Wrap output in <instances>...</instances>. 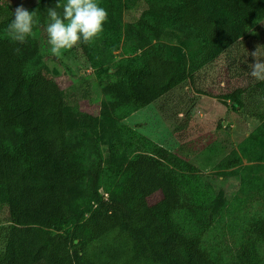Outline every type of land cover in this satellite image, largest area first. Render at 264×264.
<instances>
[{"label": "rangeland", "instance_id": "rangeland-1", "mask_svg": "<svg viewBox=\"0 0 264 264\" xmlns=\"http://www.w3.org/2000/svg\"><path fill=\"white\" fill-rule=\"evenodd\" d=\"M109 1L98 0L108 12V20L103 33L92 42L90 54L78 44L60 57L54 56L45 27L37 26L27 39V49H38L28 69L46 65L60 83L74 117L93 116L94 127L77 126L68 138L82 143L78 154L85 169L92 170L102 158L100 193L105 199L121 184L126 162L149 153L151 143L158 144L173 160L165 161L167 172L177 177L187 199L195 204L194 211L172 213L175 227L194 235L210 221L205 246L224 261L238 259L254 237L251 224L264 218V146L254 141V137L264 140V97L248 70L250 51L264 44V0H224L226 12L217 10L214 13L221 15L211 17L189 15L191 4L188 10L178 2L182 0H111L114 8ZM173 1L178 2L177 10L170 9ZM0 2L13 10L23 3L42 19L40 0ZM56 3L46 0V9ZM251 31L257 37L243 41L242 35ZM158 40L184 45L190 58L189 74L198 73L196 85L214 95L196 91L187 80L148 107L132 111L128 106H116L104 112L114 99L110 83L120 78L118 64H136L141 50ZM236 87L244 88L243 104L237 109L231 101L224 104L215 96H224ZM0 134L16 139L8 129L0 127ZM230 160L239 162L227 166ZM89 183L85 178L82 189L86 191ZM161 196L155 193L150 202ZM86 199L80 204L87 205ZM8 224V209L2 206L0 249ZM251 254H260L264 264V240Z\"/></svg>", "mask_w": 264, "mask_h": 264}, {"label": "trees", "instance_id": "trees-1", "mask_svg": "<svg viewBox=\"0 0 264 264\" xmlns=\"http://www.w3.org/2000/svg\"><path fill=\"white\" fill-rule=\"evenodd\" d=\"M178 2L188 10L191 4L188 13L193 17L221 15L214 12H226L228 7L224 0ZM178 2L173 1L170 9L177 10ZM40 4L38 27L44 28L46 0ZM109 4L115 7L111 0ZM12 16L13 9L0 2V127L16 136L0 134V207L8 209L9 222L3 228L0 264H263L262 256L252 255L251 250L264 240V218L251 224L254 237L241 256L230 261L216 257L205 246L210 221L194 235L175 227L172 213L194 211L195 204L187 199L177 177L167 172L165 161L171 155L158 144L151 143L149 153L126 162L121 184L105 199L100 193L102 158L92 170L85 169L78 154L82 143L68 138L77 126L94 127L93 116L74 117L60 83L46 65L28 69L38 49H27V41L11 40L6 28ZM256 35L251 31L242 38L247 41ZM80 44L90 54L92 43ZM17 47L19 54L14 51ZM189 69L184 45L164 40L150 43L136 64H118L120 78L110 83L114 99L103 111L116 106L140 110L187 80L196 91L213 96L196 85L198 73L189 74ZM257 85L264 97V82ZM243 93L244 88L236 87L215 96L224 104L231 101L237 109L243 104ZM254 141L264 146V140L254 137ZM238 162L230 160L226 165ZM85 178L90 179L86 191L81 187ZM158 192L161 198L150 202ZM84 197L88 204L83 206Z\"/></svg>", "mask_w": 264, "mask_h": 264}, {"label": "clouds", "instance_id": "clouds-1", "mask_svg": "<svg viewBox=\"0 0 264 264\" xmlns=\"http://www.w3.org/2000/svg\"><path fill=\"white\" fill-rule=\"evenodd\" d=\"M46 12L47 43L50 46L49 51L56 57L62 56L64 50L72 49L80 43H92L103 33L104 24L108 20V12L98 0H65L63 4L57 0L55 7H48ZM38 24L36 10L30 11L21 3L13 10L6 32L13 42L24 44L34 35ZM14 51L19 54V47ZM250 58V77L264 82V44H257L250 51Z\"/></svg>", "mask_w": 264, "mask_h": 264}]
</instances>
